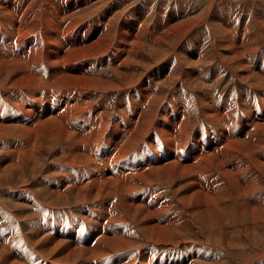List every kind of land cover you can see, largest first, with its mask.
<instances>
[{"label": "bare ground", "instance_id": "obj_1", "mask_svg": "<svg viewBox=\"0 0 264 264\" xmlns=\"http://www.w3.org/2000/svg\"><path fill=\"white\" fill-rule=\"evenodd\" d=\"M144 4L118 12L106 0H0V179L18 168L24 187L30 171L43 191L40 196L26 188L37 206L65 210L55 214L62 226L32 230L33 240L22 225L19 244H13L17 232H1L0 264H28L38 256L46 264H120L127 259L123 252L142 246L137 240L148 246L194 243L183 237L192 228L217 232L218 239L205 234L204 243L220 250L207 240L215 237L237 249L241 239H264V42L258 45L231 8L223 16L204 8L184 19L186 14L165 18L162 12L153 17ZM87 8L92 10L84 20L79 15ZM97 12L102 26L93 23ZM205 25L221 35V48L200 43L179 55L183 41L199 37ZM255 25L264 38V19L258 16ZM13 34L19 51L12 48ZM223 71L248 88L242 103L236 99L238 115L231 98L209 91L225 80ZM177 80L191 89L176 94ZM255 92L259 101L244 106ZM123 93L129 98L119 99L110 113L111 97ZM199 124L216 125L221 134L196 133ZM200 137L225 142L202 149L193 143ZM42 161L50 162L47 176L35 179ZM9 191L11 199L29 202L26 191ZM70 194L75 206L55 205ZM0 210V220L13 215L6 205ZM32 220L24 222L33 226ZM76 230L89 231L85 244ZM18 250L21 260L15 258ZM140 253L147 260L152 251ZM203 255L187 264H212Z\"/></svg>", "mask_w": 264, "mask_h": 264}, {"label": "rangeland", "instance_id": "obj_2", "mask_svg": "<svg viewBox=\"0 0 264 264\" xmlns=\"http://www.w3.org/2000/svg\"><path fill=\"white\" fill-rule=\"evenodd\" d=\"M43 1H45V3H46L48 0H43ZM144 1L148 3L147 4L148 9L152 13L153 17L156 14V12H162V9L165 10V15L168 17L169 16V9H173L174 6H175V2H178V1H181V0H142V1L141 0H125V1H123V0H106V3H111L112 5L113 4L116 5L117 6L116 10L118 12H120L121 10H125V9H127L129 7L133 8V9H137L140 6V4L141 5H145ZM184 2L187 3L186 8L180 9L178 11L180 15L181 14H184V15L186 14L187 15V16L183 17L184 19H188L191 16L197 15V12H199V10L200 11L204 10V8L208 11V13H211V14H218V12H219V14H221L222 12L227 11V8H231L233 10V14L236 15L237 22H240V24H241L242 23L241 21L244 20V22L247 23V32H250L251 34H253V32H254L255 33L254 35H256L258 37L257 38L258 39V42H257L258 45L260 46L261 44H263L264 38H263V36L260 37V33L258 32L259 29L255 25V18H258V16H259L261 19L262 18L264 19V0H188V1L184 0ZM98 5H100V3L95 4V6H98ZM190 9H196V10H195L194 13H191ZM91 10L92 9H89V8L84 9L79 16L82 17V19H84V20H89V19H87V15L91 13ZM0 15H1V11H0ZM96 15L98 16V19L94 20L93 23L94 24L95 23H99V25L102 26V18L103 17L101 15V12H97ZM171 15L180 16V15H176L175 11H172ZM127 17H128V15H127ZM163 17H165V16L163 15ZM116 22H117V20L115 21V23ZM202 28L199 29V31L202 33L199 37L194 38L195 34H193L191 37H188L186 40L183 41L182 46H181V48L179 50V55H181V53H183V51L188 48L187 47L188 45L191 46V42H192V45H193L192 50L194 49V47L198 46V44H200V43L205 44L206 47L211 49V50H213V47H217L218 49L221 48V45H219L220 44V36L221 35H217V34L212 35L211 34V30L209 29L208 25L202 26ZM173 58H174V60H173ZM173 58H171L170 63L176 61V57H173ZM217 64H221V62H218ZM215 67H217V66H215ZM229 72H231V71L224 72V79L225 80L219 81L218 84L216 83L214 85H211L210 88H209V91H212L214 93L220 92L222 96L224 94H226V93L230 94L229 95V98H231L230 104H232V107H234L236 109L235 113H236V115H238L239 113H241V111H240V109H237L238 106H237V103H236V99H238L239 103H242L241 96L243 94L245 95V93L248 92V88H247L245 83H240L238 81H235L233 78H230V75H229L230 73ZM206 78H205L206 82L204 81V84H207V86H208L212 82H211V80H209V77H206ZM178 82H179V80H177V83H175L176 84V89H175L176 94L181 95L180 92L182 94L184 93L183 89L184 90L185 89H191V86H188L189 88L181 87V83H178ZM234 85H235V89L233 88ZM201 86L202 85L199 84V87H201ZM258 89H259V86H256V90H258ZM130 95L133 96L134 92H130ZM130 95L127 94V93H123V94L120 95L119 98L112 96L111 99H110V101H111L110 113L115 108V106L118 104L119 99H126L127 97L129 98ZM1 97H2V93L0 92V98ZM253 98H254V100L256 99L255 101H259L257 92H255L254 95H251L248 98L246 103H244V106H246V105L250 106L251 100ZM191 100L194 102V98H191ZM0 109H2L1 106H0ZM261 111H262V109L259 112H256L255 114L258 115V114L261 113ZM258 119L259 120H263V117L262 116L258 117ZM248 129L251 130V127H248ZM244 135L245 136L247 135L246 132L244 133ZM232 137H234V136H232ZM259 138H260V141H259L260 144L259 145L261 147L260 151L264 154V147H263L264 146V140L261 137H259ZM189 139H191V138H189ZM192 139L194 140L195 138H192ZM201 140H203V141H201ZM215 141L216 142L219 141V142L216 143ZM223 142H225L224 139H223L222 142H220L219 138L218 139H216V138L213 139L211 137L209 139H206V137H200L199 139H197V143H195V142H193V143L195 145L200 146L202 149H205V148L208 147L207 144L217 147V145H223ZM220 143H222V144H220ZM27 154L28 153H24V155H27ZM4 156H5V154L3 155V157ZM47 157H48V155H45L44 158H47ZM49 163H47L45 161H42L41 167L39 166L37 168L36 172H35V175H36L35 179L42 177V175L45 176V177L47 176L46 171L48 170L47 169V165L49 166ZM12 172H13V174H10L9 177H3V178L0 179V209H1V205L2 206L6 205L13 211L12 212L13 213L12 217H8L10 214L7 213L6 218L4 220H0V233L3 232V231H6L9 235H11V234L13 235L14 232L15 233L17 232L16 236L14 238L13 244H15V243L19 244V242H22V234L19 231L20 230V226L22 225L25 233L26 234H30L28 236H29V238H31V240H33L34 238H33V235H32V230H38L39 229V225H42V222L46 219L47 215H49V217L51 216L50 215L51 214L50 213L51 209L49 207H47V208H49L50 210H48V209L46 210V208L42 209L41 207H38V206L36 207V205L32 206L31 208H26L25 206H27V205H22L23 207L22 206L14 207V205L16 203L22 202L23 200H21V199H11V197H9V195H8V192L10 193V191H11V190L9 191V189H12V190L22 189V191L25 192L26 188H27V189L31 190L32 192H34L35 194H37V193H38V195L40 194V196L43 194V191H41L40 189L36 188V182H35L34 177H33L34 173H32L30 171H25V172H27L28 174L31 175V178L29 180L28 185H25L23 187V184L18 179V177H19L18 168L13 169ZM200 179H201L200 180V184L204 185V183H205L204 180L205 179H203V177H200ZM20 183H21V185H20ZM262 187L264 188V185H262ZM7 188H8V190H7ZM28 192L29 191H26L24 195L28 194L30 198H33V195L28 193ZM9 198H10V200H9ZM41 199L44 201V199L42 197H41ZM133 200L135 201L136 199H133ZM143 200H146V199H143ZM15 201H17V202H15ZM55 205L56 206L62 205L64 207H67V206H70V207L72 206L73 207V206L76 205L75 198H74L73 195L70 194V196H69L67 201L55 202ZM89 205H90V202H89ZM24 209H26V210H24ZM61 212H65V210L61 211ZM61 212L58 211L57 209H56V211H53V213H54L53 218H55V214L56 213H61ZM76 212H77L78 215H80L78 213L79 212L78 210H76ZM14 213H15V215H14ZM33 214H35V215H33ZM26 217H28L29 220H32V219L35 220V223L33 224V226L32 225L29 226V225H27L26 222H24V219ZM192 218L194 220V225H197V224L201 225L199 223V221L195 217H192ZM93 220H95V218H93ZM30 222L32 223V221H30ZM82 222L86 223V224L90 223L88 221H86V222L82 221ZM229 226H230V224H227L225 226V228L229 229ZM77 231L79 232V234H80L79 236L80 237L78 236V232ZM84 231L87 234L89 232L88 230H84ZM84 231L76 230V233H75L76 237L80 238L79 239V242H81V243H79L80 245H83V244H85L87 242V236H86L87 234ZM248 231H250V230H248ZM261 232L262 231L260 230L258 232V234L255 235V238H257L260 234H262ZM216 233L217 232L210 233V232H208L206 230H204L202 232L201 231L198 232L196 228H192L190 230V232L188 234H186L185 236H183V237L186 240H192L194 243H192V242L191 243H182V244H180V246L178 245V247L159 246V245L156 246V245H151V244H149V246H148L146 244V242H144V241L141 242V240H137L136 244H140L142 246L141 247L140 246H135L137 248H132L133 249L132 253H128L127 252V254H126V253L123 252L122 255L124 256V259L125 258H127V259L126 260H122V262L120 264H133V261H134L135 264H149V263L150 264H160L161 261H162V264H183V263L187 264V263H190L188 260H191V262H192V259H198L203 254H205V255H203L205 257V259L203 261L210 262L212 264H242L241 262H236L233 259V257H235V256H237L238 258L239 257L243 258V260L254 259V261L252 263H250V264H264V253H260V254L258 253L257 254V252H261L262 250H264V239L263 240L241 239V241H243V242L240 241V247H238L236 249L235 246H232L231 244L227 243L226 241L221 240L220 242H218L217 239H218L219 235H218V233L217 234ZM205 234H208L210 236H217L218 235L216 237L217 239H215V237H212L213 240L212 239H210V240L208 239L207 242H209L213 246H220V247H222L223 250H220L218 248L215 249V247H209L208 244H205L204 243V241H205L204 240V235ZM211 234H213V235H211ZM262 236L264 237V233H263ZM64 237H66V235ZM94 243L95 242H92V245ZM34 244H35V247L37 248V250L41 251L39 241L37 243H34ZM232 248H234V249H232ZM142 249L143 250L144 249H149V250L152 251V253H149V258L147 260H140V257H141V253L140 252L142 251ZM227 250H228L229 256L227 254ZM224 251H225V253H224ZM14 254L17 256V257H15L16 259H20L21 260L20 256H23V255H21V253H19V250L17 251V253H14ZM111 254L113 255L114 253H111ZM176 255L177 256L179 255L178 259H177ZM106 256H110V255H106ZM159 258H160V260H159ZM171 258H172V260H171ZM37 259H38V262L42 259V261H40L39 264H46V263H44V261H45V260H43L44 258H40L39 259V256L37 258H34V259L31 258L32 261L29 260L28 262L30 264H38ZM90 260L86 264H91V262H92V264L95 263V262L97 264H100L98 262V260H94V259H93L94 261L92 259H90ZM173 260H176V261H173ZM30 261L33 262V263H31ZM47 261H49V260H47ZM166 262H168V263H166ZM110 264H112V263H110Z\"/></svg>", "mask_w": 264, "mask_h": 264}, {"label": "crops", "instance_id": "obj_3", "mask_svg": "<svg viewBox=\"0 0 264 264\" xmlns=\"http://www.w3.org/2000/svg\"><path fill=\"white\" fill-rule=\"evenodd\" d=\"M188 1V0H187ZM186 6H187V3L186 2H184V0H181V1H178V2H175V6H174V8L173 9H169V15L171 14V12L172 11H175L176 12V15H180L179 14V10L180 9H184V8H186ZM159 9V8H158ZM195 10L196 9H190V11H191V13H194L195 12ZM162 13H163V15L165 16V18H167V16L165 15V10H163L162 9ZM218 14H219V12H218ZM224 15V12H222L221 14H219V15H221V16H223ZM128 15L129 16H131V15H134V13H132V12H129L128 13ZM169 17V16H168ZM211 18V17H210ZM243 20V19H242ZM244 21V20H243ZM203 29V28H202ZM13 43H12V48L15 50V51H19L20 49H19V47L21 48V46H19L18 44H16L15 43V41H14V34H13ZM14 44V45H13ZM17 45V46H16ZM188 48H189V50L188 51H191V49L193 48V45H192V42H191V46L190 45H188L187 46ZM18 49V50H17ZM29 49V48H28ZM258 61H260V60H258ZM261 62V61H260ZM260 62L257 64V67H259V65H260ZM211 93L212 94H216V93H214V92H212L211 91ZM218 93V92H217ZM228 95H230V94H228V93H226V94H224L223 96L225 97V96H227V97H229ZM222 96V97H223ZM258 102V101H257ZM257 102H255V103H257ZM254 104V103H253ZM253 104H252V107H253ZM260 106H261V104H259ZM250 107H251V105H250ZM243 114V113H242ZM241 114V115H242ZM208 127V128H207ZM217 126L216 125H198L197 126V128H196V133L197 132H201V133H213V134H217V133H220L221 134V131H220V128L218 129V127L216 128ZM211 128V129H210ZM216 130V131H215ZM213 139H215L216 137H212ZM222 140H223V137H220ZM157 148V147H156ZM150 150H152V148L150 149ZM157 150H158V148H157ZM159 151V150H158ZM68 178L70 179V178H73L75 175L74 174H69L68 173ZM28 193H30V192H28ZM30 194H32V193H30ZM15 194L13 193V196H14ZM20 195H23V193H21ZM19 195V196H20ZM33 195V198H30L29 197V195L28 194H26L25 195V198L29 201V202H24V200H23V203H26V204H34V206L36 205V207H37V205H38V203H36L37 202V199L35 198V195L34 194H32ZM11 197V196H10ZM15 197V196H14ZM34 201H33V200ZM32 202H31V201ZM31 202V203H30ZM34 202V203H33ZM48 210H50L49 208H47ZM46 209V210H47ZM24 210H26V209H24ZM46 212V211H45ZM50 217H49V215H47V217H46V219L43 221V223H42V225H39V229H41V230H43L44 231V229H47V226L49 227V229L50 228H54V227H56V226H58V224H60L61 226H62V221L61 220H57L56 218H53V216H54V213H53V211H51L50 210ZM49 217V218H48ZM58 221V222H57ZM60 221V222H59ZM44 222H46V223H44ZM35 223V220L33 219L32 220V224H34ZM54 224V225H53ZM56 225V226H55ZM42 226V227H41ZM44 226V227H43ZM44 228V229H43Z\"/></svg>", "mask_w": 264, "mask_h": 264}]
</instances>
